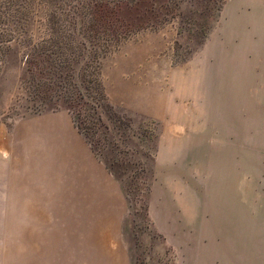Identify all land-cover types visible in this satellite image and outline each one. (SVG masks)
I'll return each mask as SVG.
<instances>
[{"label": "rangeland", "instance_id": "obj_1", "mask_svg": "<svg viewBox=\"0 0 264 264\" xmlns=\"http://www.w3.org/2000/svg\"><path fill=\"white\" fill-rule=\"evenodd\" d=\"M87 1L91 0H0V11L9 15L7 10L17 9L16 16L7 18L14 34L2 33L9 39L2 47L0 67V144L4 145L0 154L7 158L8 198L7 214L2 208L0 215V264H264V0H244L236 9H227L225 25L222 6L216 10L217 5L207 0H182L180 15L157 29L109 45L100 57L98 77L105 99L131 118L130 147L154 153L146 174L152 185L163 123L115 104L113 99L119 98L114 95L127 92L133 105L154 100L147 99L150 96L178 99L177 87H168L169 68L193 57L204 41L199 31L203 22L204 30L220 25L240 36L232 42L234 51L249 49L248 62L234 54L229 65L235 70L242 64L248 68V81L245 73L243 79L236 78L240 72L228 73L236 86L212 88L214 99H186L185 110L182 103L174 104L177 114L189 115L187 127L200 130L195 137L200 146L192 166L186 168L185 183L167 186L170 198L165 203L171 216L161 220L166 233L149 215L151 185L145 200V195L129 197L133 207L122 186L119 201L85 199L79 178L65 173L74 166L65 169L51 159L47 137L32 132L52 124L47 119L52 113L69 118L70 113L47 108L29 91L22 80L26 55L33 45L50 39L44 26L49 20L69 19L73 11L69 9ZM122 47L133 56L116 58ZM113 56L120 69L139 64L132 72L135 82L124 80L119 87L116 81L110 83L114 62L107 57ZM150 63L158 69L141 68ZM225 67L219 63V69ZM223 69L219 79L222 75L225 79ZM242 83L249 86H237ZM58 122L62 126L64 121ZM72 127L76 129L73 122ZM144 129L151 138L143 137Z\"/></svg>", "mask_w": 264, "mask_h": 264}, {"label": "trees", "instance_id": "obj_2", "mask_svg": "<svg viewBox=\"0 0 264 264\" xmlns=\"http://www.w3.org/2000/svg\"><path fill=\"white\" fill-rule=\"evenodd\" d=\"M180 1H87L79 8H70L69 11H73L69 19L49 20L44 26L51 32L50 39L41 41L39 47L36 46L40 43L33 45L25 58L23 83L47 108L65 109L70 113L94 154L121 184L129 207H133L134 202L130 201V196L145 195V200L149 194L151 180L146 174L154 153L148 148L130 147L131 118L117 112L105 99L98 64L109 45H117L140 31L157 29L180 15L177 10ZM224 1L207 0V3L217 5L216 10H220ZM16 10H7L9 15L0 11V67L2 47L9 41L2 38V33L14 34L15 27L7 23V18L16 16ZM210 10L211 7L208 12ZM77 14L82 16L78 18ZM204 29L203 22L199 29L201 41L210 28ZM148 131L144 129L143 137L151 138ZM143 208L147 218V202Z\"/></svg>", "mask_w": 264, "mask_h": 264}, {"label": "crops", "instance_id": "obj_3", "mask_svg": "<svg viewBox=\"0 0 264 264\" xmlns=\"http://www.w3.org/2000/svg\"><path fill=\"white\" fill-rule=\"evenodd\" d=\"M248 2V1H247ZM243 4L244 0H225L222 5L221 17L225 25L226 15L225 11L229 8L236 9V4ZM243 5H240L242 9ZM249 10V7H246ZM241 40L240 36L234 31H228L222 29V27L216 26L208 32L207 37L197 49L193 57L185 64L176 68L170 66L169 72L172 77L168 78V87L176 86L178 89V99H169L168 94L165 97H147V99H154L152 101L143 102L138 105H133L128 99V93H117V97L113 99L115 104L121 105L128 110L135 111L146 117L153 119H159L163 123V129L159 135L157 150L155 155V174L151 185L150 191V203H149V215L151 216L155 227L163 233L166 231L161 227L163 217L170 218L171 213L166 207L165 201L170 197L167 195V186L172 184L185 183L186 168L192 166L190 164L194 158L195 152L198 150L200 144L196 145L195 137L200 135V130L195 131L194 127H187V119L189 115L186 112H179L177 114L174 110V104H183L185 108L186 99H214L211 94L212 88L221 87H233L236 86L232 82L233 75L228 73L240 72L237 77L245 78L248 81L249 69L242 64L240 69L233 68L230 56L234 54H240L242 56V63L248 62L249 54L248 47L241 51H234L231 47L232 42ZM248 38H246V44H248ZM244 40H242L243 42ZM128 47L117 50L115 52L116 58L132 57ZM113 56V57H114ZM107 57L111 62H114L112 70L114 72L113 78L110 79V83L117 82V86L124 80H130V83L135 82V77L132 72L138 71L140 67L138 63L130 64L129 68L120 69L115 57ZM220 57V59H219ZM226 57V59H224ZM225 60V61H223ZM231 60V61H230ZM219 63H225L226 67L223 71L226 72L225 79L218 76ZM146 71L154 72L158 67H155L154 63H150L148 66H143ZM235 70V71H234ZM168 71V70H167ZM176 74V79H175ZM127 77V78H126ZM222 78V79H221ZM229 81V83H228ZM128 82V81H127ZM237 86L248 87L249 84H240ZM163 99H168L164 101ZM182 99V101H179ZM186 104V103H185ZM177 106V105H176ZM185 110V109H184ZM67 116V115H66ZM62 113H52L47 116L49 121H54L52 124H48V127L33 129L38 136H46L47 143L51 147L50 158L55 159L58 163H61L65 169H70L74 166L72 171L66 170L67 175L78 177V182L82 186H85V199H102L115 198L118 201L122 197L121 184L117 181L113 175L107 170L104 163L94 154L91 147L87 143L84 136L76 128L72 127V118L66 117ZM62 118L64 121L62 126L58 120ZM74 124V123H73ZM75 126V125H74ZM0 139H2L0 137ZM4 145L0 144V153L2 154ZM0 154V215H2V208L5 209L4 214H7V198H8V166L7 158ZM194 165V164H193ZM177 169H181V172H177ZM94 194V195H93ZM176 197V196H175ZM2 202L4 204L2 205ZM122 202V201H121ZM159 210H161L159 214ZM98 216H100L98 214ZM99 217L97 222H99ZM162 220V221H161ZM107 237L104 235L103 238ZM111 245V243H110Z\"/></svg>", "mask_w": 264, "mask_h": 264}]
</instances>
